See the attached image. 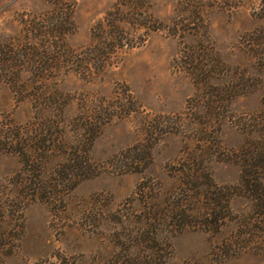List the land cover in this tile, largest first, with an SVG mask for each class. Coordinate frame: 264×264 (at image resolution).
<instances>
[{
	"label": "rangeland",
	"instance_id": "rangeland-1",
	"mask_svg": "<svg viewBox=\"0 0 264 264\" xmlns=\"http://www.w3.org/2000/svg\"><path fill=\"white\" fill-rule=\"evenodd\" d=\"M148 3L153 17L166 27L151 32L143 45L126 50L118 63L93 80L75 71H59L48 90L67 103L63 113L53 108L41 111L39 101L32 97L34 89L20 91L21 87L0 78V125H25L32 118L42 122L45 116L65 118L68 123L83 109L84 102L86 106L99 103L127 88L138 106L128 117L113 118L102 127L90 150L102 171L64 192L62 201L36 199L27 204L16 194L10 179L22 167L19 155L0 152V201L6 207L13 203L18 210L14 216L4 213L0 217V242L15 244L9 255L0 251V264L55 262V254L69 257L73 264H111L120 251L118 264H128L130 258L155 264L152 259L159 254L166 264H264L262 220L257 224L263 230L252 237V247L227 256L223 250L225 241L241 230L240 218L251 213V200L245 197L232 200L238 221L219 234L198 228L171 232L164 223L158 232L163 251L154 253L149 243L135 241L147 229L150 206L166 204L167 197L186 181L174 166L199 159L217 183L239 181L240 166L220 160L216 154L243 144L236 119L243 113L264 109V68L260 60L264 44L258 46L260 41L250 36L252 31L264 30V0ZM113 5L114 0H76V28L67 35L68 45L75 50L89 45L92 26ZM49 10L44 0H0V40L23 34L22 16ZM176 24L180 35L169 32ZM188 47L196 51L197 59L192 64L197 62L199 68H205L204 74L214 63L207 56L210 51L220 60L210 79L196 80L186 68L193 66L185 57ZM29 75L24 72L21 79L28 82ZM237 78L253 87L234 96L218 115L211 107L221 97L216 88H224ZM72 128L70 124L67 127L68 141L75 140ZM136 143L151 145L150 163L143 170L135 169L134 155L124 154ZM58 160L60 157L55 156L43 162L44 181L52 177ZM13 230L19 238L12 241L8 232ZM127 247L130 249L122 250Z\"/></svg>",
	"mask_w": 264,
	"mask_h": 264
},
{
	"label": "trees",
	"instance_id": "trees-1",
	"mask_svg": "<svg viewBox=\"0 0 264 264\" xmlns=\"http://www.w3.org/2000/svg\"><path fill=\"white\" fill-rule=\"evenodd\" d=\"M44 1L50 6L47 13H31L21 17L23 34L19 38L0 40V78L21 87L20 91L34 89L32 97L39 101L41 111L46 108L61 113L64 111L67 103L60 102L58 93L48 90L59 71H75L83 78L93 80L118 63L126 50L143 45L151 32L166 27L153 17L148 0H114L112 8L92 26L91 43L75 50L66 39L76 28L73 15L76 0ZM178 26L176 24L169 32L180 35ZM251 35L260 41L258 46L264 44V30L252 31ZM185 53L189 64L197 59L194 49L188 47ZM212 55L211 51L207 54L214 63L209 70H205V74V68H199L197 62L192 67L182 66L190 69L196 80H208L221 65L220 60ZM260 60L264 68V52ZM24 72L30 74L28 82L21 79ZM240 80L237 78L224 88H216L221 97L215 100L217 105L211 107L218 115L234 96L247 93L253 87ZM137 109L134 97L127 88L111 99L102 98L99 103L86 106L84 102L83 109L68 123L65 118L54 120L48 116L42 122L32 118L25 125L1 123L0 152L10 151L21 159L22 167L10 178L17 188L16 194L27 204L36 199L50 203L62 201L64 192L102 171L103 168L90 156L93 141L102 127L113 118L128 117ZM235 123L243 133V144L227 153L217 152L216 157L240 166L239 181L234 184L217 183L199 159H193L191 163L182 162L179 168L174 166L175 171L184 174L186 181L179 191L167 197L166 204L158 202L150 206L147 229L135 238L136 242L149 243L154 253L163 251L158 232L164 223H167V229L171 232L198 228L210 234H219L230 223L238 221L239 216L232 207V200L245 197L251 200V213L240 218L241 230L234 238L225 241L223 250L227 256L232 255L231 252L235 254L252 247V237L258 230H263V226L259 228L257 223L259 220L264 222V109L243 113ZM69 124L73 125L72 130L75 132V140L72 141L66 137ZM124 154L134 155L135 169L143 170L150 163L151 145L136 143L128 147ZM55 156L60 157V160L55 164L52 177L44 181L41 176L42 164ZM15 211H18L15 204L6 207L0 201V217L4 213L14 216ZM18 235L14 234V230L9 231L8 239L13 241L19 238ZM14 247L12 242H0V251L4 255L11 254ZM129 249L122 248L126 251ZM121 255L120 251L112 258L111 264L120 263ZM55 257V262L44 260L40 264H73L69 257L62 254H55ZM152 260L155 264H166L160 254ZM128 264L144 262L130 258Z\"/></svg>",
	"mask_w": 264,
	"mask_h": 264
}]
</instances>
